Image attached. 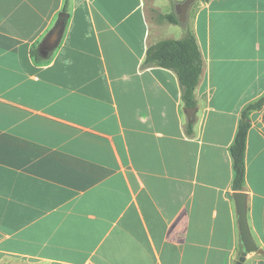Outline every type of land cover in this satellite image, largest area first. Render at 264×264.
I'll list each match as a JSON object with an SVG mask.
<instances>
[{
	"label": "crops",
	"instance_id": "0c3cea01",
	"mask_svg": "<svg viewBox=\"0 0 264 264\" xmlns=\"http://www.w3.org/2000/svg\"><path fill=\"white\" fill-rule=\"evenodd\" d=\"M65 2L0 0V264H237L230 148L264 96V0H68L48 52ZM189 34L191 134L177 75L144 65ZM243 192L261 252L243 264H264V106Z\"/></svg>",
	"mask_w": 264,
	"mask_h": 264
},
{
	"label": "trees",
	"instance_id": "16d2710c",
	"mask_svg": "<svg viewBox=\"0 0 264 264\" xmlns=\"http://www.w3.org/2000/svg\"><path fill=\"white\" fill-rule=\"evenodd\" d=\"M68 12V0L62 11V15ZM61 19V18H60ZM163 19L176 24L174 15H165ZM38 52L33 51L37 57ZM144 65L146 67H160L173 71L179 80L182 90V100L185 108H196L197 99L195 91L201 81L204 62L196 38L189 34L180 40H162L147 49ZM264 106V96L250 104L243 112L239 122L238 131L230 148L233 161L235 192L244 191L245 182V154L246 142L250 129V114L260 110ZM187 133L193 131V123H188Z\"/></svg>",
	"mask_w": 264,
	"mask_h": 264
},
{
	"label": "water",
	"instance_id": "95a60500",
	"mask_svg": "<svg viewBox=\"0 0 264 264\" xmlns=\"http://www.w3.org/2000/svg\"><path fill=\"white\" fill-rule=\"evenodd\" d=\"M65 15L61 16L60 21L56 27L51 31V33L43 41L41 48L45 49L48 52H52L58 45L61 35L64 29ZM197 112L196 108H186L185 113L187 115L189 123H193L195 120V115ZM234 199L236 202V208L239 218V227L241 242L243 245V251L239 254L237 264H243L245 257L249 253L258 252L261 253L258 246L253 240V237L250 233L248 222H247V194L245 192H236L234 193Z\"/></svg>",
	"mask_w": 264,
	"mask_h": 264
}]
</instances>
